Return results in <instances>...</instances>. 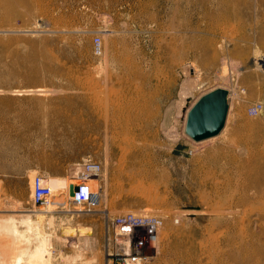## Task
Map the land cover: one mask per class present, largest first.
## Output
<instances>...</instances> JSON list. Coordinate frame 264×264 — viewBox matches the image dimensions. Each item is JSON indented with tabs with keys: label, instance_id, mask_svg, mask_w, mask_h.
I'll return each mask as SVG.
<instances>
[{
	"label": "rangeland",
	"instance_id": "rangeland-1",
	"mask_svg": "<svg viewBox=\"0 0 264 264\" xmlns=\"http://www.w3.org/2000/svg\"><path fill=\"white\" fill-rule=\"evenodd\" d=\"M187 80L196 87L185 110L217 87L230 93L224 130L199 143L177 104ZM258 102L264 0H0V223H40L55 244L50 264H118L112 223L128 213L164 222L139 264H264V110L249 112ZM46 114L80 129L62 137L21 121ZM86 159L103 167L97 206L65 190L33 203L36 175L75 180ZM7 241L0 231V251Z\"/></svg>",
	"mask_w": 264,
	"mask_h": 264
},
{
	"label": "bare ground",
	"instance_id": "bare-ground-1",
	"mask_svg": "<svg viewBox=\"0 0 264 264\" xmlns=\"http://www.w3.org/2000/svg\"><path fill=\"white\" fill-rule=\"evenodd\" d=\"M260 53V52H259ZM257 55H259L258 54V52L256 53ZM259 58H260V56H259ZM261 59V58H260ZM259 60V59H258ZM256 61H257V59H256ZM234 68V67H233ZM232 70V69H231ZM234 70V69H233ZM226 71V70H225ZM235 72V71H234ZM190 79V78H189ZM223 79V78H222ZM190 81H192V80H190ZM190 81H185L184 82V84H183V86H182V98L180 99V101H179V103H177L178 104V106L180 105V108H181V110L179 111V114H181L182 115V110L184 109L183 107H185L184 106V104H185V100H186V96L188 95V93H190L191 92V90L194 88V87H196V86H194L196 83H195V81H194V84L192 83V82H190ZM226 88V87H225ZM226 89H228V88H226ZM213 90V89H212ZM211 91V90H210ZM229 91V90H228ZM209 92V91H208ZM207 93V92H206ZM230 94V93H229ZM202 96V95H201ZM200 96V97H201ZM199 97V98H200ZM198 98V99H199ZM197 99V100H198ZM196 100V101H197ZM196 101H194L193 103H191L189 106H186L187 108H186V110L184 109L183 110V116H184V122H185V133H186V123H187V118H188V113H189V111H190V109L192 108V106L195 104V102ZM230 105V104H229ZM178 108V107H177ZM71 111H72V109H70ZM229 114V113H228ZM60 115V114H59ZM57 117H55V118H53V119H49V115H41V116H37V117H34L33 116V118H26V117H23L22 119H21V121L22 122H25V123H32V124H34V125H36V126H38L40 123H42L43 124V126H45L47 129H48V131H50L52 134H58V135H60L61 134V136L63 137V136H66V135H69V132H71V131H77L78 129H80V128H78V125L79 124H76V125H74V122H76V118H74V117H72V116H70V115H63V116H58V114L56 115ZM53 120H55V122L53 121ZM66 123V124H68L67 126H65V128L60 132L59 130H57V129H54L53 128V126L50 124V125H47V123ZM227 122V121H226ZM67 127V128H66ZM224 130V129H223ZM60 134H59V133ZM187 134V133H186ZM189 136V135H188ZM190 137V136H189ZM216 137V136H215ZM196 143H199V142H196ZM67 144V143H66ZM65 144V145H66ZM65 145H63V146H65ZM63 146H60L61 148L63 147ZM73 147H74V145L73 144H71L70 142L66 145V149L67 150H72L73 149ZM50 148H52V149H54V146H50ZM65 149V148H64ZM65 149V150H66ZM55 155V154H54ZM42 158V160H45L46 162H47V160L49 161V157L48 156H42L41 157ZM78 169V168H77ZM75 171H77V170H75ZM77 173V172H76ZM73 174H74V171H73ZM102 174V173H101ZM101 174H100V176L97 178V179H95L94 181H92V183H93V185H94V192L96 193L97 192V194H101V190H100V182H101ZM77 175V174H76ZM71 176H75V175H71ZM45 177V179H46V184H48L50 187H51V189H52V191H53V194L54 195H58L60 192H61V190L62 191H66L69 195H70V199L71 200H73V196H71V194H70V187H71V185H73V186H75V184L78 182V180H70V181H68V179H66V178H64V177H61V176H50V175H46V176H44ZM138 181V180H137ZM136 181V182H137ZM138 184V183H137ZM139 186L135 189L138 193H141L142 194V196L144 195H146V196H148L149 197V194H150V191H148V189H147V187H146V185H143L142 183H141V181H139ZM136 186V185H135ZM153 186V185H152ZM152 186H150V187H152ZM132 187H134V186H132ZM150 190V189H149ZM130 191H132V190H130ZM134 191V190H133ZM135 192V191H134ZM136 193V192H135ZM153 193V192H152ZM151 197H152V195H151ZM150 197V198H151ZM156 197V196H155ZM154 197V198H155ZM146 199H147V197H146ZM74 201V200H73ZM49 207V206H48ZM49 210H50V208H49ZM149 211V210H148ZM47 212V211H46ZM131 212V211H130ZM188 212V211H187ZM223 212V211H222ZM231 212V211H230ZM46 216V215H45ZM49 216V215H48ZM258 216L259 217H261V218H264V214L263 213H261V214H258ZM41 217V216H40ZM230 217V216H229ZM43 218H46V217H44L43 216ZM23 223H25L26 225H27V229H26V231H24L23 232V229L22 230H20L19 229V227L15 224V222H12V221H8V222H3V223H0V231H3V232H6L8 235H9V241H7V246L5 247L6 249H4L3 251H0V264H50V263H52V261H51V256H52V254H53V252H55V251H53L54 250V248H53V244H51V242H53V241H50V238H49V236H48V234L47 233H45L44 232V230H42V228H41V225H40V223H36V221L34 222L32 219H31V217L27 214V215H25L23 218ZM53 219H55V218H53ZM230 219H231V217H230ZM229 219V220H230ZM38 220V219H37ZM46 220V219H45ZM51 220V219H50ZM224 220V219H223ZM48 221H49V218H48ZM47 221V222H48ZM43 222H44V220H43ZM42 222V223H43ZM226 222V221H225ZM45 224L46 223H44V226H45ZM49 224V223H48ZM19 225V224H18ZM47 226V225H46ZM51 226V225H50ZM21 227H23V226H21ZM45 228V227H44ZM46 229H48V228H46ZM82 229V228H81ZM86 230H84V232L86 231V233H87V228H85ZM68 230V229H67ZM72 230V229H71ZM71 230H68V232H67V234H70V235H72L73 233L72 232H74V229H73V231H71ZM89 230V229H88ZM47 232V231H46ZM85 233V234H86ZM89 233V232H88ZM93 233V232H92ZM56 234V233H55ZM66 234V233H65ZM66 234V235H67ZM82 234V236L84 235L83 233H81ZM80 234V232H79V235H81ZM164 234V233H163ZM218 234V233H217ZM216 234V235H217ZM2 235V234H1ZM50 235V234H49ZM69 235V236H70ZM74 235H75V233H74ZM89 235H90V233H89ZM34 236V238L35 239H37V241H38V244H36L35 245V243H34V245H35V247H33V245H32V237ZM52 236V235H51ZM55 236V235H54ZM57 236H59V235H57ZM92 236V235H91ZM218 236H219V234H218ZM65 237V236H64ZM68 237V236H67ZM66 237V238H67ZM161 237V236H160ZM215 237V236H214ZM221 237V236H220ZM75 238V237H74ZM78 238V237H77ZM76 238V240H78ZM84 238H86V237H84ZM83 238V239H84ZM88 238V237H87ZM86 238V239H87ZM92 238V237H91ZM223 238V237H222ZM52 239V238H51ZM72 239V238H71ZM221 239V238H220ZM90 240V239H89ZM60 241V240H59ZM81 241H83V240H81ZM75 242V241H74ZM78 242V241H77ZM79 243H81L80 241H79ZM89 243V242H88ZM58 244H60V243H58ZM83 244H85V243H83ZM55 245V244H54ZM61 245V244H60ZM86 245H88V244H86ZM58 246V245H57ZM80 246V245H79ZM3 247V246H2ZM84 248H85V246H83ZM155 247H157L156 246V243H154V245H153V247L151 248V249H148L145 253H146V255H148V254H150L151 252H153V248H155ZM79 248V247H78ZM77 248V249H78ZM83 249V248H82ZM82 249H81V251H82ZM86 249V248H85ZM158 250H159V248H158ZM156 251V250H155ZM76 253V252H75ZM157 253V252H156ZM152 254V253H151ZM58 255V254H57ZM155 255V254H154ZM62 256V255H61ZM152 256V255H151ZM152 257H154V256H152ZM59 259V258H58ZM91 259V258H90ZM54 260H55V256H54ZM53 260V261H54ZM76 260H78V259H76ZM145 260V259H144ZM143 260V261H144ZM57 261V260H56ZM79 261V260H78ZM78 261H76L77 263H78ZM81 262H82V260H80ZM150 261V260H149ZM209 261V260H208ZM57 262H59V261H57ZM81 262H79V263H81ZM145 262V261H144ZM54 263V262H53ZM70 263H71V261H70ZM69 263V264H70ZM76 263V264H77ZM78 263V264H79ZM85 263H87V262H85ZM84 263V264H85Z\"/></svg>",
	"mask_w": 264,
	"mask_h": 264
},
{
	"label": "built area",
	"instance_id": "built-area-1",
	"mask_svg": "<svg viewBox=\"0 0 264 264\" xmlns=\"http://www.w3.org/2000/svg\"><path fill=\"white\" fill-rule=\"evenodd\" d=\"M94 46L97 52L102 51L101 37L96 36ZM264 110V103L258 102L249 108L251 115H257ZM103 171L99 161L86 159L78 164L77 175L73 179L75 184L73 200L75 203L86 205L89 208L98 205V195L94 192L92 181L97 179ZM54 196L51 187L46 184L44 176L36 175L32 180V201L35 205H44ZM163 220L158 215H135L128 213L114 218L112 227L118 250L116 255L118 264H139L147 259L146 251L157 243Z\"/></svg>",
	"mask_w": 264,
	"mask_h": 264
},
{
	"label": "water",
	"instance_id": "water-1",
	"mask_svg": "<svg viewBox=\"0 0 264 264\" xmlns=\"http://www.w3.org/2000/svg\"><path fill=\"white\" fill-rule=\"evenodd\" d=\"M228 113V89L217 87L203 94L188 113L187 135L197 142L218 136L225 128ZM75 189L77 190L71 185V196H74Z\"/></svg>",
	"mask_w": 264,
	"mask_h": 264
}]
</instances>
